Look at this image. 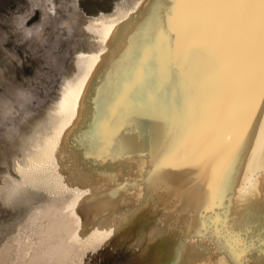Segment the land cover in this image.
<instances>
[{
	"label": "bare ground",
	"instance_id": "obj_1",
	"mask_svg": "<svg viewBox=\"0 0 264 264\" xmlns=\"http://www.w3.org/2000/svg\"><path fill=\"white\" fill-rule=\"evenodd\" d=\"M107 3L86 18L87 48L75 52L55 102L18 135L20 155L1 177L0 200L29 208L0 245V264H91L105 255L122 264H264V105L226 196L208 210L207 189L189 188L208 178L196 167L167 168L164 182L152 177L165 126L150 115L126 119L106 153L94 147L93 117L118 66L166 7L165 0ZM224 232L233 234L231 251Z\"/></svg>",
	"mask_w": 264,
	"mask_h": 264
},
{
	"label": "snow or ice",
	"instance_id": "obj_2",
	"mask_svg": "<svg viewBox=\"0 0 264 264\" xmlns=\"http://www.w3.org/2000/svg\"><path fill=\"white\" fill-rule=\"evenodd\" d=\"M165 4L118 66L91 139L106 153L126 119L150 115L165 126L152 177L164 182L167 168L196 167L208 178L189 188L207 189L208 210L226 196L253 114L264 105V0ZM167 190L179 198V189ZM232 236L223 233L230 251Z\"/></svg>",
	"mask_w": 264,
	"mask_h": 264
},
{
	"label": "rangeland",
	"instance_id": "obj_3",
	"mask_svg": "<svg viewBox=\"0 0 264 264\" xmlns=\"http://www.w3.org/2000/svg\"><path fill=\"white\" fill-rule=\"evenodd\" d=\"M107 0H0V184L20 155L14 146L27 122L57 99L73 57L87 48L86 18L104 9ZM114 4L110 1L106 6ZM65 22V23H64ZM29 204L0 200V245L26 219ZM105 255L91 264H122Z\"/></svg>",
	"mask_w": 264,
	"mask_h": 264
}]
</instances>
